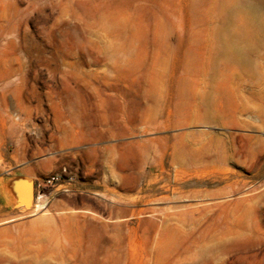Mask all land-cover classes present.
<instances>
[{
    "label": "rangeland",
    "instance_id": "obj_1",
    "mask_svg": "<svg viewBox=\"0 0 264 264\" xmlns=\"http://www.w3.org/2000/svg\"><path fill=\"white\" fill-rule=\"evenodd\" d=\"M62 130L0 264H264V0H0V177Z\"/></svg>",
    "mask_w": 264,
    "mask_h": 264
},
{
    "label": "crops",
    "instance_id": "obj_2",
    "mask_svg": "<svg viewBox=\"0 0 264 264\" xmlns=\"http://www.w3.org/2000/svg\"><path fill=\"white\" fill-rule=\"evenodd\" d=\"M90 132H92V134H90L89 137L93 136V144L90 142L88 146L84 147L82 153H79V156L75 153L73 158L75 160H78V158L79 160H82L87 154H93L94 168L96 170L104 156V159L108 161V168H106V171L107 176L109 177V182L133 185L135 183L133 166L128 167V165H125V169L122 167L125 172L117 176L113 174L118 168V158L116 153H113L111 151L112 148L109 147L108 157L103 155V148L101 145L102 126L100 121H94ZM67 146H69V144L65 138V133L62 130V133L57 134L55 140H52L51 143L47 144L48 152H50L48 156L39 157L37 152H31L28 163L21 164V160L13 163V166L16 169L13 176L7 178L0 177V199L8 201V203L12 205L11 208H9L11 216L16 212L23 210V208H15L14 205L20 198H22L23 189H26L27 185L31 184L33 186V193L34 196H36L38 187L36 181L42 180L43 177L49 173L59 171L61 168L65 167L68 159V157H66ZM60 186L63 185H59L58 187ZM53 206L58 207V204ZM3 207L8 208L6 204Z\"/></svg>",
    "mask_w": 264,
    "mask_h": 264
},
{
    "label": "water",
    "instance_id": "obj_3",
    "mask_svg": "<svg viewBox=\"0 0 264 264\" xmlns=\"http://www.w3.org/2000/svg\"><path fill=\"white\" fill-rule=\"evenodd\" d=\"M34 199L33 186L31 184L27 185L26 189H23V196L14 205L15 208L29 207Z\"/></svg>",
    "mask_w": 264,
    "mask_h": 264
},
{
    "label": "built area",
    "instance_id": "obj_4",
    "mask_svg": "<svg viewBox=\"0 0 264 264\" xmlns=\"http://www.w3.org/2000/svg\"><path fill=\"white\" fill-rule=\"evenodd\" d=\"M63 174H65V170L62 169V171L53 173L50 175L48 178H46L43 183L48 186V185H53L55 183L60 182L63 179Z\"/></svg>",
    "mask_w": 264,
    "mask_h": 264
},
{
    "label": "bare ground",
    "instance_id": "obj_5",
    "mask_svg": "<svg viewBox=\"0 0 264 264\" xmlns=\"http://www.w3.org/2000/svg\"><path fill=\"white\" fill-rule=\"evenodd\" d=\"M39 206H40V205H36L35 207H36V208H39Z\"/></svg>",
    "mask_w": 264,
    "mask_h": 264
}]
</instances>
